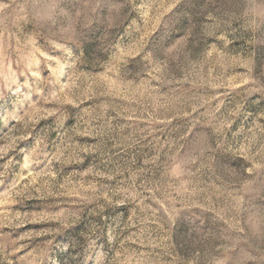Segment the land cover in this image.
<instances>
[{
	"label": "rangeland",
	"instance_id": "1",
	"mask_svg": "<svg viewBox=\"0 0 264 264\" xmlns=\"http://www.w3.org/2000/svg\"><path fill=\"white\" fill-rule=\"evenodd\" d=\"M0 264H264V0H0Z\"/></svg>",
	"mask_w": 264,
	"mask_h": 264
}]
</instances>
